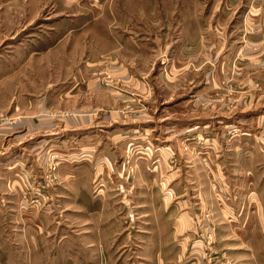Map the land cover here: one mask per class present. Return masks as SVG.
Here are the masks:
<instances>
[{"label":"rangeland","instance_id":"rangeland-1","mask_svg":"<svg viewBox=\"0 0 264 264\" xmlns=\"http://www.w3.org/2000/svg\"><path fill=\"white\" fill-rule=\"evenodd\" d=\"M10 144L32 160L18 226L0 202V264H156L161 247L240 264L202 227L232 199L254 212L264 182V0H0ZM180 198L199 219L181 263L164 236Z\"/></svg>","mask_w":264,"mask_h":264},{"label":"crops","instance_id":"crops-1","mask_svg":"<svg viewBox=\"0 0 264 264\" xmlns=\"http://www.w3.org/2000/svg\"><path fill=\"white\" fill-rule=\"evenodd\" d=\"M192 22L191 32L195 33V31H198L199 29H195L197 24L194 23L195 21H193V19ZM250 39L256 38L251 36ZM32 125L33 123L30 122L29 126L32 127ZM12 142L18 143V139L12 140ZM249 142L253 144L256 143L258 149L260 148L258 145V139L251 140L249 138ZM58 144H60V142ZM17 145L18 144H10L11 147L15 148V151L6 150L4 154L0 155V202H3L1 200L4 197V212L8 214L10 217L9 221H11L14 226H18V208L22 202L20 197V191L23 190L22 180H24L30 172L31 169H28V166L30 165L29 162L32 160L31 157H28L30 160H27V162L25 161L26 165H28L27 168H25L22 160L23 155H21L22 152L16 151ZM234 148H236V146H234ZM25 154L27 156L31 154V152L28 151L27 153H24V155ZM40 154L41 150L39 151V154L37 153L35 156ZM236 169L237 168L235 166L234 170L236 173H239V170ZM249 174L252 175L251 173ZM65 184H59L56 189L65 191ZM250 184L249 188H251L252 191V200H250L249 205L255 206L256 210H254V212H252V210L248 211L247 206L244 203H235V199H232L230 202L223 203V214L221 213L222 218L219 221L216 222L212 220L213 223L211 224L204 223L202 228L206 229V232H214L215 240L217 241L216 245L220 252V256H222L223 259L230 260L231 258L229 256L232 255L233 257L236 256V258L240 260V264H245V262L247 264H264V199L260 197L264 191V182L257 184L254 180H252ZM258 186H261V188ZM57 195L60 200L64 198L63 193L60 191H57ZM237 196H235V198H237ZM178 200H176L175 207L173 206L169 209V211H167L172 224L168 226L170 232L167 231L168 233L164 236L171 239V241L176 244V246L172 248L173 250L171 253L172 255H176V259L179 258L178 261L180 262L184 259L186 254L189 253V247L191 245L190 241L193 239L194 234L198 231L199 219L193 212L195 206L194 199L189 200L188 198H184L182 200L180 198ZM202 204L203 208L201 209L200 207L199 210L205 209L206 204L204 202H202ZM139 206L141 209L146 207L142 205ZM143 212L144 211L140 212V215H142ZM101 216L102 215L100 214L99 217ZM0 218L4 221V215H1ZM156 218L157 217L154 215V219ZM110 231H112V229H110ZM14 237L18 240L16 233ZM248 238L250 241H248ZM98 240L102 243L105 242L104 237L99 236L95 238L94 243H97ZM44 249L46 250V253L50 255L51 243H44ZM103 250L104 249L101 251ZM142 250L148 251V248H142ZM154 254L156 264L165 263V258H167V249H163L162 247L158 248L155 250ZM230 264L238 263L234 261Z\"/></svg>","mask_w":264,"mask_h":264}]
</instances>
